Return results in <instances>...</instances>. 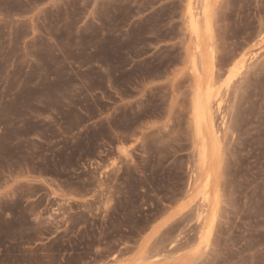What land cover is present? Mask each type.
Wrapping results in <instances>:
<instances>
[{
	"label": "rangeland",
	"instance_id": "obj_1",
	"mask_svg": "<svg viewBox=\"0 0 264 264\" xmlns=\"http://www.w3.org/2000/svg\"><path fill=\"white\" fill-rule=\"evenodd\" d=\"M0 264H264V0H0Z\"/></svg>",
	"mask_w": 264,
	"mask_h": 264
},
{
	"label": "bare ground",
	"instance_id": "obj_2",
	"mask_svg": "<svg viewBox=\"0 0 264 264\" xmlns=\"http://www.w3.org/2000/svg\"><path fill=\"white\" fill-rule=\"evenodd\" d=\"M188 17L189 24L192 25L193 28L195 27V29H197L198 19L196 18V15L192 14V12L188 10ZM210 97V94H207L205 95L206 99L203 100L202 95L198 93L196 103L194 104L195 137L198 144V160L202 167H205L207 164L206 159L209 152V145L211 146L212 142L217 140L215 137L216 132L212 124V111L210 109L211 107L209 106L211 102Z\"/></svg>",
	"mask_w": 264,
	"mask_h": 264
}]
</instances>
